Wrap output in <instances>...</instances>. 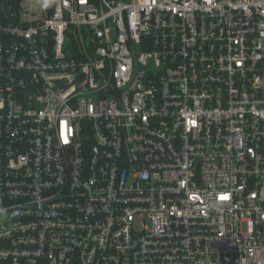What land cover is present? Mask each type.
I'll return each mask as SVG.
<instances>
[{
  "label": "built area",
  "instance_id": "built-area-1",
  "mask_svg": "<svg viewBox=\"0 0 264 264\" xmlns=\"http://www.w3.org/2000/svg\"><path fill=\"white\" fill-rule=\"evenodd\" d=\"M0 264H264V0L0 1Z\"/></svg>",
  "mask_w": 264,
  "mask_h": 264
},
{
  "label": "trees",
  "instance_id": "trees-1",
  "mask_svg": "<svg viewBox=\"0 0 264 264\" xmlns=\"http://www.w3.org/2000/svg\"><path fill=\"white\" fill-rule=\"evenodd\" d=\"M1 4L4 5L6 8L8 7H16L19 3V0H0Z\"/></svg>",
  "mask_w": 264,
  "mask_h": 264
}]
</instances>
